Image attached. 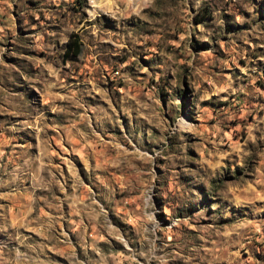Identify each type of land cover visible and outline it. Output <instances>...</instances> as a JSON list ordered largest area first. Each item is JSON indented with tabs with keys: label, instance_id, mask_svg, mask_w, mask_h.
Listing matches in <instances>:
<instances>
[{
	"label": "rangeland",
	"instance_id": "374dc122",
	"mask_svg": "<svg viewBox=\"0 0 264 264\" xmlns=\"http://www.w3.org/2000/svg\"><path fill=\"white\" fill-rule=\"evenodd\" d=\"M0 264H264V0H0Z\"/></svg>",
	"mask_w": 264,
	"mask_h": 264
},
{
	"label": "trees",
	"instance_id": "16d2710c",
	"mask_svg": "<svg viewBox=\"0 0 264 264\" xmlns=\"http://www.w3.org/2000/svg\"><path fill=\"white\" fill-rule=\"evenodd\" d=\"M80 43L75 35H71L65 42L64 55H77L80 52Z\"/></svg>",
	"mask_w": 264,
	"mask_h": 264
}]
</instances>
